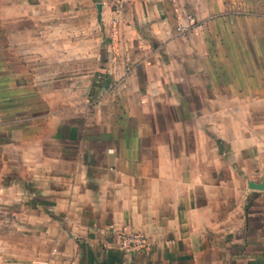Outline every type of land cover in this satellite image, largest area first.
<instances>
[{"label":"crops","instance_id":"1","mask_svg":"<svg viewBox=\"0 0 264 264\" xmlns=\"http://www.w3.org/2000/svg\"><path fill=\"white\" fill-rule=\"evenodd\" d=\"M263 8L0 0V264H264Z\"/></svg>","mask_w":264,"mask_h":264},{"label":"built area","instance_id":"2","mask_svg":"<svg viewBox=\"0 0 264 264\" xmlns=\"http://www.w3.org/2000/svg\"><path fill=\"white\" fill-rule=\"evenodd\" d=\"M141 0H111V20H110V33L113 39V42L117 43L120 41V23L122 20V16L125 8L133 4L135 2H139ZM175 2L176 0H172ZM192 19L190 20V22ZM188 26L186 24H181L178 26V31L184 32ZM113 227V226H111ZM115 235L117 238V242L119 247L124 251H135L142 249L150 248V238L148 234L144 233L140 230H126V229H117L114 228Z\"/></svg>","mask_w":264,"mask_h":264},{"label":"water","instance_id":"3","mask_svg":"<svg viewBox=\"0 0 264 264\" xmlns=\"http://www.w3.org/2000/svg\"><path fill=\"white\" fill-rule=\"evenodd\" d=\"M97 7H98V10H99L98 16H99V18H101V15H102V3H98ZM252 185H255V187H257L259 189H264V179L259 184H252Z\"/></svg>","mask_w":264,"mask_h":264},{"label":"rangeland","instance_id":"4","mask_svg":"<svg viewBox=\"0 0 264 264\" xmlns=\"http://www.w3.org/2000/svg\"><path fill=\"white\" fill-rule=\"evenodd\" d=\"M263 12H264V8H263Z\"/></svg>","mask_w":264,"mask_h":264}]
</instances>
